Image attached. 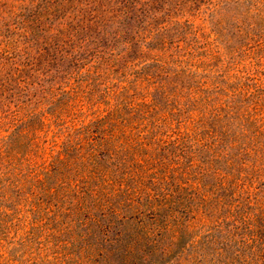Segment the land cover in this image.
Instances as JSON below:
<instances>
[{"label": "rangeland", "instance_id": "rangeland-1", "mask_svg": "<svg viewBox=\"0 0 264 264\" xmlns=\"http://www.w3.org/2000/svg\"><path fill=\"white\" fill-rule=\"evenodd\" d=\"M31 1L0 0V264H104V251L118 248L102 240L104 205L121 213L110 239L134 212L122 205L133 192L108 204L109 177L169 178L161 187L196 225L212 196L193 182L206 167L226 170L215 155L232 143L251 151L236 175L264 204V0H174L150 25L147 14L59 48L19 37L21 16L39 10ZM104 180L111 187L99 189ZM203 232L193 228L185 242Z\"/></svg>", "mask_w": 264, "mask_h": 264}, {"label": "trees", "instance_id": "trees-1", "mask_svg": "<svg viewBox=\"0 0 264 264\" xmlns=\"http://www.w3.org/2000/svg\"><path fill=\"white\" fill-rule=\"evenodd\" d=\"M173 1L34 0L31 1L32 6L39 10L33 17L34 12H31L27 19L21 16L25 27L19 37H27L29 33L39 35L45 40L41 41L37 38L36 44L40 43L49 48L50 46L59 48L60 44L67 45L66 42H73L80 34L88 35L95 31L94 36L101 35L99 30H102L103 36L108 37L112 32L105 30L108 25L128 27L132 23L140 24L147 14H149L148 25H150V22L158 20L163 14L162 10L169 9ZM197 2L198 0L178 1L183 5ZM14 17L18 18V13H14ZM55 19L59 20L57 25L52 24ZM10 29L15 31L13 25ZM126 31L128 32L127 29ZM121 32L124 34L125 31ZM56 38L59 40L55 41ZM85 40L86 38L82 41L85 42ZM29 46H22L23 52L32 51ZM42 51L48 53L46 49ZM208 148L211 151L210 146ZM250 152L244 149L237 153L233 143L226 146L222 153L215 155L217 160L224 159L222 165L226 170L215 169L214 165L206 167L208 177L202 175L197 182L196 180L193 182L198 186L199 193L204 191L212 196V209L200 211L201 218L199 222L198 218H195L196 225L183 223L184 216L180 210L182 207L175 204L180 202L170 201L174 199L172 196L175 190L169 193V189L161 187L163 183H171L169 178L149 179V176L141 173L128 174L122 178L109 177V184H114L112 189L116 187V193L111 195L108 204L112 206L113 201L116 202L119 199V195L126 193L127 196L133 192L134 198L123 202L122 205L128 206L134 212L130 216H121L126 224L127 221H131V227L126 232L118 231L116 237L110 239L108 234L112 232L115 225V220L112 218H118L117 220L120 221L121 213L104 205L103 216L108 218L106 220L108 224L102 230L104 237L102 240L118 247L115 251L108 249L104 251L105 254L102 256L104 264H138L139 262L146 264L144 261L160 264L169 258L171 261L167 264H264V204L260 203L257 196L251 192L245 183L244 174H241L240 178L236 175L246 166L244 156ZM102 154L104 153L98 156L102 157ZM113 158L112 155L109 160ZM121 171L122 165L117 168L118 174ZM206 178L210 181L209 183H204L203 180ZM104 184L106 187H111L104 180L103 184H98L99 189L105 190ZM135 186L136 188L132 189ZM96 193L100 192L96 191ZM141 194L146 196L142 198ZM245 195L250 200L247 203H244L242 199ZM144 200L152 207L148 216L150 223L146 226L139 219V215L143 213L140 208L145 205ZM162 200H166L165 204H161ZM201 202L202 210L206 206V201L203 199ZM158 206L160 209L157 211ZM160 211L164 213L161 214ZM95 218L94 215H89L88 221L92 222L93 219L98 223ZM193 228H200L204 232L200 234L197 241L187 243L185 242L187 238L184 236L191 234L190 230ZM124 235L127 236L126 239ZM126 240L131 243H127ZM183 243L186 244L183 245ZM119 252L122 254L117 255ZM115 255H117L116 258Z\"/></svg>", "mask_w": 264, "mask_h": 264}]
</instances>
